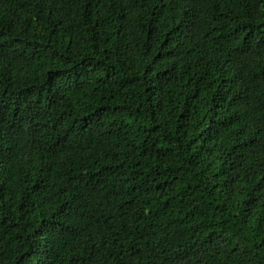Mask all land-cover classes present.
Masks as SVG:
<instances>
[{"label":"trees","instance_id":"1","mask_svg":"<svg viewBox=\"0 0 264 264\" xmlns=\"http://www.w3.org/2000/svg\"><path fill=\"white\" fill-rule=\"evenodd\" d=\"M0 264H264V0H0Z\"/></svg>","mask_w":264,"mask_h":264}]
</instances>
